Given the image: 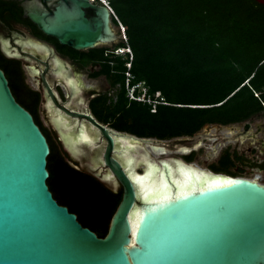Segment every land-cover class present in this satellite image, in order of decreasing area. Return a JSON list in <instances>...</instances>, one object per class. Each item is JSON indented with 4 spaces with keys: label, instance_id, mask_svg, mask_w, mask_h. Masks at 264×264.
Listing matches in <instances>:
<instances>
[{
    "label": "water",
    "instance_id": "water-1",
    "mask_svg": "<svg viewBox=\"0 0 264 264\" xmlns=\"http://www.w3.org/2000/svg\"><path fill=\"white\" fill-rule=\"evenodd\" d=\"M75 1L72 11L59 7L35 21L77 49L113 41L109 10L99 8L102 20L89 19L79 6L90 4ZM69 114L88 118L102 138L84 127L74 133L59 115L55 121L68 132L61 135L65 150L85 161V145L103 148L99 166L89 170L123 189L108 233L100 237L55 199L48 185L50 143L0 68V264H264V183L154 157L145 144L164 147L176 139L138 137L91 115ZM251 126L245 121L243 131L225 139L252 136Z\"/></svg>",
    "mask_w": 264,
    "mask_h": 264
},
{
    "label": "trees",
    "instance_id": "trees-1",
    "mask_svg": "<svg viewBox=\"0 0 264 264\" xmlns=\"http://www.w3.org/2000/svg\"><path fill=\"white\" fill-rule=\"evenodd\" d=\"M117 21L125 27L131 54L114 58L116 101L105 123L138 137L172 139L193 136L206 125L245 122L264 114V4L256 0H110ZM93 59H105L93 50ZM130 63V67L125 62ZM110 75V64H105ZM131 84L143 82L156 112L128 96ZM17 100L36 116L38 94L22 75L8 74ZM141 94V92H137ZM157 94V96H156ZM94 101L96 107L101 98ZM105 103V98L103 99ZM110 121V122H109ZM41 124V123H40ZM51 146L48 185L55 199L78 215L100 237L108 233L123 190L113 188L68 158L42 126ZM97 151L95 160L100 155ZM238 159L241 156H237ZM230 148L217 173L238 176Z\"/></svg>",
    "mask_w": 264,
    "mask_h": 264
},
{
    "label": "flooded vegetation",
    "instance_id": "flooded-vegetation-1",
    "mask_svg": "<svg viewBox=\"0 0 264 264\" xmlns=\"http://www.w3.org/2000/svg\"><path fill=\"white\" fill-rule=\"evenodd\" d=\"M86 1L90 5H82L79 8L85 12V16L89 19L99 18L102 20L103 11L99 8L105 7L109 10V25L115 35L113 41L99 42L94 48L77 49L62 43L58 38L46 33L35 21V18H42L44 15L45 19L51 17L59 7H65L72 11L79 3L78 1L0 0V68L5 72L9 84L11 79L8 74L18 73L22 75L26 87L38 94L35 107L37 109L36 116L39 119V123H36L40 129L43 131L42 126L45 127L58 140L63 151L68 154L67 156L72 162L77 164L76 166L89 170L93 164L99 166V159L95 160V156L97 151L101 154L103 148L94 149L93 151L92 147L83 145L89 153H87L88 158L85 161L77 160L69 154L68 150H65L66 147L61 135L62 133L68 134V132L65 127H60L57 124L55 118L62 115L64 120L71 123L74 133L79 132L84 127L88 134L96 137L99 141H101L102 135L88 118L71 116L69 112L91 115L97 121L112 129L129 134L132 133L118 130L112 127L110 123L103 121L105 116H108L110 121L113 120L112 115L106 114H109V109L113 102L116 101V90L120 83L115 86L113 79L110 77H114L116 73L113 68V59L121 55L115 54L114 50L117 47H121V43L124 42L122 34H126L125 27L117 21V15H115L110 0ZM93 50L103 52L105 59L99 61L93 59ZM121 57L126 59L125 56ZM106 63L111 66L110 75L105 72L107 69L105 68ZM125 63L128 64L129 62ZM45 80L53 91L54 98L47 90ZM14 96L16 98L15 94ZM97 98H101V102H98L96 107L94 101L98 100ZM104 98L106 100L105 103L103 102ZM41 107H43L46 121L51 126L50 129L41 118ZM205 136L206 134H198L197 132L193 136H188L187 139H179L169 144L163 143L162 145L168 150H187L184 153L188 154H184L181 158L187 163H193L196 160L197 148L201 146ZM158 140L163 142L171 139ZM104 145L105 142L102 147ZM230 152L232 153V158L236 160L235 164L237 162H248L237 150H230ZM223 154L224 152L219 156L218 161H220ZM237 156H241V158L238 159ZM248 164L259 170L264 169V161L261 163L248 162ZM100 168L103 172H107L105 167ZM209 170L216 172L212 167ZM108 183L115 189L121 186L115 181H108Z\"/></svg>",
    "mask_w": 264,
    "mask_h": 264
},
{
    "label": "rangeland",
    "instance_id": "rangeland-1",
    "mask_svg": "<svg viewBox=\"0 0 264 264\" xmlns=\"http://www.w3.org/2000/svg\"><path fill=\"white\" fill-rule=\"evenodd\" d=\"M122 40L126 42L125 34H122ZM41 118L44 124L49 127L42 114ZM249 121L252 123V136L242 140H226L225 138L228 136L232 137L239 131H243L245 122L229 125H206L198 132V134H206V136L203 138L201 146L197 148L196 160L192 164L199 168L209 170L212 164L219 163L218 158L227 147H230L231 151L237 150L248 162L261 163L264 161V114L256 116ZM174 139L179 140L184 139V137ZM145 147L154 157L170 156L183 160L181 157L184 154H188L184 153L187 151L185 149L181 151L168 150L164 147H156L150 144H145ZM248 162H237L231 167V171L237 173L238 176L256 179L264 183V169L259 170L248 164ZM141 170L142 168L139 169V171Z\"/></svg>",
    "mask_w": 264,
    "mask_h": 264
},
{
    "label": "built area",
    "instance_id": "built-area-1",
    "mask_svg": "<svg viewBox=\"0 0 264 264\" xmlns=\"http://www.w3.org/2000/svg\"><path fill=\"white\" fill-rule=\"evenodd\" d=\"M126 41H127V37H126ZM114 51H115V54H118V55L123 54L125 51H127V52H129V54H131V49L128 46L117 47ZM127 65L130 67V63H128ZM132 78H133V76L130 73H128L127 74L128 96L131 99H134L137 101H142L144 103L151 105V111L152 112H156L158 103H161V102L166 103V101L164 100L163 97H160V99L152 98L148 94V87L145 86L143 82H138V83H136V85L131 84ZM139 85L141 86V89L143 91V93L141 95L137 94V87L136 86H139ZM156 96H157V94H156Z\"/></svg>",
    "mask_w": 264,
    "mask_h": 264
},
{
    "label": "clouds",
    "instance_id": "clouds-1",
    "mask_svg": "<svg viewBox=\"0 0 264 264\" xmlns=\"http://www.w3.org/2000/svg\"><path fill=\"white\" fill-rule=\"evenodd\" d=\"M126 54H129V52H127V51H125L123 54H121V55H126ZM118 55V54H117ZM136 85V84H135ZM137 87V92H141V94L143 93V91H142V89H141V86L139 85V86H136ZM140 94V95H141Z\"/></svg>",
    "mask_w": 264,
    "mask_h": 264
},
{
    "label": "bare ground",
    "instance_id": "bare-ground-1",
    "mask_svg": "<svg viewBox=\"0 0 264 264\" xmlns=\"http://www.w3.org/2000/svg\"><path fill=\"white\" fill-rule=\"evenodd\" d=\"M144 173H145V172H144ZM144 173H143V174H144Z\"/></svg>",
    "mask_w": 264,
    "mask_h": 264
}]
</instances>
